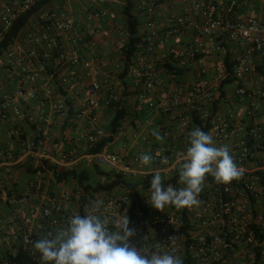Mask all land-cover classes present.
<instances>
[{
    "label": "built area",
    "instance_id": "1",
    "mask_svg": "<svg viewBox=\"0 0 264 264\" xmlns=\"http://www.w3.org/2000/svg\"><path fill=\"white\" fill-rule=\"evenodd\" d=\"M65 2L5 0L0 6V42L21 15L37 6L25 31L8 41L0 54V78L5 80L0 86V123L25 121L34 126L39 137L37 144L20 153L1 149L0 168L13 167L31 155L44 158L46 153L38 151L46 144L44 133L56 119H66L68 110L73 120L86 123V130L76 133L86 163L128 177L157 171L167 175L180 169L189 146V132L195 127L206 128L215 146L229 147L235 163L244 171L242 179L224 185L207 176L198 196L201 203L192 208L168 206L148 217L135 209L130 218L127 199L108 197L94 200L101 202L97 214L109 219L112 230V222L126 214L129 227L136 232L131 244L137 249L177 255L183 264H264V121H258L264 117V0H139L136 4V14L146 21L139 29L140 42L124 77L131 76L139 87L134 110L140 113L147 104L156 115L171 114L175 129L161 128L159 134L169 139L174 131L181 139V146L173 143L168 151L151 155L150 166L140 164V153L131 157L106 150L87 154L105 137L96 111L108 108L115 98L110 79L123 75L124 58L99 70L96 61L86 58L82 49L94 43L97 35L107 38V24L111 32L122 33L114 20L111 0H98L101 8L87 10L82 23H74L65 11ZM171 2L179 4L180 12L170 11L162 29L158 28L152 19L164 3ZM123 29L126 33L125 26ZM183 39V47L173 43ZM208 40L214 42L209 53L216 60L217 54L226 50L224 42L234 47L229 68L224 59L208 67ZM122 46L117 45L116 50L121 52ZM103 52L109 55L110 48L105 46ZM153 64L166 77L163 88L175 87L168 98L159 101L151 97L161 83ZM183 72H191L194 78L180 91L177 78ZM226 79L231 80L226 87L233 84L234 91L233 99L227 101L230 105L223 109L222 99H228L220 98V87ZM55 94L61 98L57 103L52 102ZM37 101L36 116L25 115L24 107ZM194 118L199 125L193 124ZM61 156L72 160L73 152ZM165 158L167 163L162 162ZM45 159L58 165L54 159ZM177 184V189L184 186L179 180ZM94 201L50 194L38 182H30L21 195H1L0 206L7 209L0 217L2 256L15 257L20 249L28 260L0 264H41L34 242L66 226L70 217L85 215Z\"/></svg>",
    "mask_w": 264,
    "mask_h": 264
},
{
    "label": "crops",
    "instance_id": "2",
    "mask_svg": "<svg viewBox=\"0 0 264 264\" xmlns=\"http://www.w3.org/2000/svg\"><path fill=\"white\" fill-rule=\"evenodd\" d=\"M5 2V0H0V6ZM133 4V13L137 15L138 20L140 21V28H143V24L145 23L146 19L142 15L136 14V4L139 0H131ZM111 9L114 12V20L119 23V30L122 35H117L111 32L109 24L106 25L108 35L107 38H103L101 35H97L93 38L94 43L89 46H85L82 49V54L89 59H94L97 64V69H102L106 64H114L117 60L121 57L120 52L116 50L117 45H123L127 40V35L124 33V26L125 21L122 15L123 8L125 3L123 0H111L110 3ZM65 11L72 17L74 23H82L84 19V14L87 10L96 11L101 8L100 3L98 0H66L64 5ZM170 11H176V13L180 12L179 4L175 2L171 3H164L155 13L153 17V21L157 23V27L162 29V26L165 24V16ZM142 31V29H141ZM186 39H183L180 42L173 43L176 44L177 47H183L185 45ZM214 45L212 40L206 41V56H207V65L209 68L213 66L215 61L218 59H224V57L228 54L229 59H234L235 56V49L233 46L228 45L224 42L226 46V50L217 54V60L213 55H210V47ZM108 46L110 48V54L104 55V47ZM159 53V50L156 52ZM158 65L153 64V67L159 71V77L161 79V83L154 88L151 97L154 101H159L163 98H168V94L170 90H173L175 87H168L165 86L163 88V84L165 83V75L164 73L160 72ZM162 68V67H161ZM2 76V75H0ZM114 77L110 79V82L113 84L112 91L114 92V97L116 98L119 95H122V81L120 80L119 76L113 75ZM6 76L4 75L3 78ZM15 75H13V78ZM12 77L11 83L13 80ZM194 78V75L190 73L183 72L180 77L177 78V87L180 91H183L188 84V82ZM43 81V77L40 78ZM4 79L0 78V86L4 84ZM124 81L131 83L130 87H135V81L131 76H127ZM138 87V86H136ZM166 90L164 92V90ZM234 85L231 84L225 88V97L228 100L222 99L223 109L226 106H229L230 102L229 99H233ZM61 100L58 94H55L52 97V102L57 103ZM122 104L133 105V100L124 101L122 99ZM39 109V102H35L28 106L24 107L25 115L31 114L32 116H36ZM96 115L99 119L100 126L106 128L108 122L112 116V110L105 107H100L96 111ZM259 122L264 121V117H260L258 119ZM139 122V121H138ZM161 123V124H159ZM176 127V121L172 120V115H159V114H152V116L147 119L144 123H137L135 120L132 124L130 119L126 120L122 128L120 129L119 133L115 136H112V140L105 146L103 150L108 152L116 153L121 156H134L136 154H147V155H154L160 153L161 151H168L171 149L172 144H177L181 146V139L178 135L173 131L170 134L169 139L163 138V141H157L156 138L153 136V131H157L163 128L162 131H170ZM80 129L86 130V123L83 120L75 121L70 120L69 124L66 125V120L63 119H56L50 126V128L45 131V141L46 144L40 146L38 151H43L46 153L45 157H41L40 154L35 156L24 157L20 161H18L16 165L13 167H2L0 168V196L1 195H10V194H17L21 195L23 192L28 188L30 182H38L39 185L45 189L48 193L53 195H60V194H67L73 197H79L81 200H88L94 201L100 198H106V195L103 193L98 194H89L82 192L80 189L76 188V185L73 183H55L52 181L50 173L48 171L39 172L37 174L28 173L26 169H35L37 166L41 164L42 160L49 161L51 164V160L45 159L50 158L57 161L58 166L60 167H77L79 169L87 168L90 171L91 165H88L86 161L83 159L82 151L80 149L79 142L76 141V133ZM105 136L109 137L110 133L105 132ZM43 138V137H42ZM39 137L34 131L32 130L31 126L27 124L25 121H16L11 120L9 123L4 124L0 123V150L1 149H9L11 151H16V153H20L25 149H28L30 145L37 144ZM173 144V145H174ZM73 152L72 160H65L62 159L61 155H67ZM155 167H153L154 169ZM102 171L103 167L100 168ZM109 171H112L108 168ZM154 171V170H153ZM92 172V171H91ZM106 172V171H104ZM114 172V171H113ZM171 173V172H170ZM170 173L164 176H170ZM154 175V173H153ZM30 177V179H27ZM91 177L94 181L104 180L103 178L99 177L97 174L92 173ZM111 197H120L127 199V204L125 205L126 209L130 207V196L129 193L126 191H115L114 195ZM143 202H145L148 207L150 214L159 212L160 210L155 209L151 206L150 201V193L145 192L142 196ZM7 213V209L4 206H0V217H3ZM149 214V215H150ZM3 255V252L0 251V259Z\"/></svg>",
    "mask_w": 264,
    "mask_h": 264
},
{
    "label": "clouds",
    "instance_id": "3",
    "mask_svg": "<svg viewBox=\"0 0 264 264\" xmlns=\"http://www.w3.org/2000/svg\"><path fill=\"white\" fill-rule=\"evenodd\" d=\"M152 134L157 141H163L157 131ZM188 144L179 171L183 187L177 189L171 184L165 187L158 171L151 180L150 204L157 210L164 211L168 206L177 209L199 206L198 196L209 175L216 183L224 185L243 178L244 171L235 163L229 147L215 146L211 134L195 127L188 134ZM138 159L142 166H150L153 161L147 154ZM162 162L167 163V158ZM100 204L94 201L85 215L70 217L66 226L34 242L41 264H183L179 256L168 252L137 249L130 241L136 232L129 227V217L125 214L113 221L112 230L109 219L97 214Z\"/></svg>",
    "mask_w": 264,
    "mask_h": 264
},
{
    "label": "trees",
    "instance_id": "4",
    "mask_svg": "<svg viewBox=\"0 0 264 264\" xmlns=\"http://www.w3.org/2000/svg\"><path fill=\"white\" fill-rule=\"evenodd\" d=\"M125 6L123 8L122 14L124 16L125 21V29L127 34V40L122 46V50L120 52L121 57L124 59V73L119 78L122 81V95L117 96L113 99V101L109 105V109L112 110V116L108 122L106 128L103 127L104 132H109V137H104L101 139L93 149L87 151V154H97L100 153L105 146L112 140V136H115L119 133L120 129L124 125L125 121L130 119V121L134 122V120H138L140 123H144L147 119H149L153 111L148 107V105H144L140 113L134 110L133 105L122 104V99L124 101L134 100L136 95L139 93V87H130L131 83L125 82L124 77L126 76L128 64L131 63L133 56L136 52L137 44L140 42V34L139 27L140 21L137 16L132 13L133 4L131 0H123ZM42 3V2H41ZM40 3V4H41ZM37 6L27 11L23 15H21L18 20L14 23L11 29L6 33L3 40L0 42V54L6 48L8 41L16 37V35L23 30L30 16L35 13ZM229 56L228 54L224 58V62L226 63L227 68L231 65L228 63ZM162 67V66H161ZM167 68V65L164 66ZM169 68V66H168ZM259 70V69H258ZM230 79H226L221 83L220 87V98H222L224 93V88L228 84H230ZM167 115V114H165ZM66 125L69 124L70 120H73V113L71 110H68L66 117ZM193 124L199 125V121L194 118ZM161 124V123H159ZM32 130L34 129L33 125H30ZM202 131L207 133L206 128H201ZM264 145V143H263ZM91 171L87 168L79 169L77 167H60L55 164H50L49 161L42 160L41 164L37 166L35 169H26L28 173L37 174L39 172L48 171L50 173L51 179L55 183H73L76 185L77 189H80L82 192L89 194H98L103 193L106 195V198L114 195L115 191H126L130 196V207H129V216L133 217V211L137 209L142 213L143 216L148 217L150 214L148 205L143 202L142 196L145 192H149L151 180L153 178V174H149L146 176H137V177H128L121 173H116L113 171L104 172L100 168L92 166ZM179 171L171 173L170 176H164L161 174L162 183L165 187L171 184L174 188L178 187L179 180ZM95 173L100 178L104 176V180L94 181L91 177V174ZM28 257L22 252V250H18L15 257L10 255H4L1 257L0 261L2 262H24L27 261Z\"/></svg>",
    "mask_w": 264,
    "mask_h": 264
},
{
    "label": "rangeland",
    "instance_id": "5",
    "mask_svg": "<svg viewBox=\"0 0 264 264\" xmlns=\"http://www.w3.org/2000/svg\"><path fill=\"white\" fill-rule=\"evenodd\" d=\"M24 31H25V28L22 30V32H24ZM22 32H21V33H22ZM103 170L106 171V172L109 171L107 167H103ZM27 179H30V177H27Z\"/></svg>",
    "mask_w": 264,
    "mask_h": 264
}]
</instances>
